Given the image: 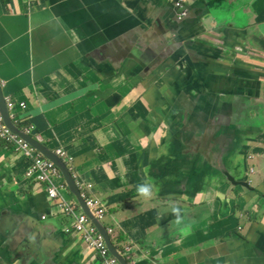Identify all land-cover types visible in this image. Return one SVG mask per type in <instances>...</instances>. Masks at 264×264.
<instances>
[{
	"label": "crops",
	"instance_id": "0c3cea01",
	"mask_svg": "<svg viewBox=\"0 0 264 264\" xmlns=\"http://www.w3.org/2000/svg\"><path fill=\"white\" fill-rule=\"evenodd\" d=\"M175 1L0 0V84L13 101L6 103L8 113L18 129L69 155L71 161L61 160L75 183L91 184L90 193L105 199L101 222L114 230L112 242L128 264H264V122H240L245 102L262 103L264 0L256 10L240 5L233 14H216L211 0H197L208 8L200 37L179 30ZM229 20L236 32L221 44L217 28ZM129 21L137 23L134 31L121 28ZM157 46L179 50L160 62L152 54ZM122 83L136 86L130 108L125 100L115 102ZM197 103L202 111L193 126L189 117ZM133 139L136 169L181 174L161 191L181 200L117 201L123 189L116 177L125 178L128 155L122 144ZM31 163L15 143L0 138L4 263L101 264L78 234L64 231L75 219L62 217L58 202L48 199L49 183L24 176ZM221 170L236 180L245 176L248 189L218 183ZM191 172L215 182L207 201H185ZM61 196L77 201L68 189ZM169 202L193 222L188 236L179 235L170 214L161 217Z\"/></svg>",
	"mask_w": 264,
	"mask_h": 264
},
{
	"label": "rangeland",
	"instance_id": "374dc122",
	"mask_svg": "<svg viewBox=\"0 0 264 264\" xmlns=\"http://www.w3.org/2000/svg\"><path fill=\"white\" fill-rule=\"evenodd\" d=\"M213 2V5L215 7V13L216 14H220L219 12L221 10H224L226 13H230L233 14V10L235 9H240L239 6L240 5H245L247 7H250L253 10H256L258 7V2L257 0H211ZM174 7L176 11H180V12H184L186 10L184 4H182L181 2L175 1L174 2ZM122 7L126 10H128L130 7H126L125 3H122ZM208 10V8L204 7V12L201 16V18L203 20H207L206 17V11ZM162 13L168 14V8H164L162 10ZM230 21V20H229ZM121 28L123 30H127L130 29L132 31H134L135 26H138L137 23H133L132 21L126 22L124 24H120ZM263 34V33H261ZM262 35L259 36V38H261ZM112 38V37H111ZM142 39V38H141ZM259 44L264 48V41L262 39H260V41H258ZM114 44L119 45L123 50H127L125 49L124 45L121 42H114ZM143 46H147V45H143ZM246 48L247 47H241L238 46L236 47L237 51H245L246 52ZM252 48V47H249ZM253 50H257L255 48H252ZM259 51V50H257ZM260 52V51H259ZM167 53V48L166 47H161V46H157V47H153L152 49V54L156 55L157 57H164V55L166 56ZM181 65H179L180 67ZM225 66V65H224ZM181 68H184V66H181ZM225 68V67H224ZM134 79L133 77H126L125 81H132ZM130 84H126V83H122L120 84V89L121 92L115 95V99H116V103L121 102V101H126L128 107L130 108L132 105V100H131V92L133 91V89H135L136 86H129ZM240 95V94H239ZM212 96L214 98V103L218 102L220 104V101H217L215 99V92L213 90L212 92ZM244 105H246V115L240 117V122H247L248 124L254 122V123H263L264 119H262L260 117V115L264 116V92L262 95V103L259 104H255V105H250L249 103H244ZM220 106L223 108V106L220 104ZM201 107L199 105V103L195 104V106L191 109V116L189 117V120L191 122V124L194 126L195 124H197L200 115H201ZM230 112V111H229ZM228 112V115L226 114V122L230 121L229 120V116L230 113ZM240 113L242 114V109L240 110ZM256 113V114H255ZM250 114H255L254 119L255 121H251L249 118ZM216 116L217 113H215L211 118H210V122L214 123L216 120ZM233 115H232V120L233 119ZM243 125H245L244 123H242ZM225 125V124H223ZM222 125V126H223ZM264 126V125H261ZM131 125L128 124L126 126V132L123 134V137H125V135L128 134V131L130 130ZM195 127H193L194 129ZM154 133V131H149V135H152ZM195 133V130H193L192 132L189 133V137ZM230 134H234L233 132L229 133ZM199 135H202L199 134ZM207 140V139H206ZM250 143H248L249 145ZM230 145V144H229ZM122 148L124 151L128 152L127 155V164H126V173H125V178L122 177H116L117 181L116 183L118 185H120L122 187V191L119 192V197L117 198V201H143L140 199L136 198V191H135V186L137 183H140L141 181L146 179L145 173L142 171H139L136 169V159H135V152L137 150V145H136V141L135 139H133L132 141H125L122 144ZM233 157H230L229 160H232ZM132 168H135L137 170V173H134L131 171ZM224 173H228L227 171H223L221 170L220 174H222L224 176ZM215 174V173H214ZM219 174V173H218ZM230 175L229 179L226 180V177H221L217 182L218 183H222L224 182V184H228L232 181H234L233 177L231 176L230 173H228ZM148 176H150L158 185H159V193L151 200V201H169V200H181V195L172 197L170 199H168L165 195L161 194V191H164V189H166L167 187H169L170 185H172L175 181L176 182H180L181 181V174L179 173H169V172H153V171H149L148 172ZM206 175L203 173H197V172H191L188 173L186 175V183L188 184V196L185 199V201H207L209 195V193L211 191H213L215 189V182L210 183L209 181L206 180ZM246 180L245 176H238L237 177V181L238 183H243ZM223 185V184H222ZM76 190V188L74 189ZM77 192V190H76ZM213 193V192H212ZM70 194L72 196L73 193L70 192ZM215 197L217 198V193L214 192ZM86 200H92V201H105V199L101 196V195H96L93 194L92 192L89 193L88 195L85 196ZM213 201V198L211 199ZM183 201V199H182ZM4 262V261H3Z\"/></svg>",
	"mask_w": 264,
	"mask_h": 264
},
{
	"label": "built area",
	"instance_id": "2783aa9c",
	"mask_svg": "<svg viewBox=\"0 0 264 264\" xmlns=\"http://www.w3.org/2000/svg\"><path fill=\"white\" fill-rule=\"evenodd\" d=\"M27 6L28 3H27ZM5 102L9 105L13 102L9 99H5ZM19 107L24 108V103H19ZM30 130V127H29ZM27 130V132L29 131ZM0 138H3L7 142H13L16 144L17 149L21 151L25 156L32 160L31 167L24 174L25 177H33L40 182H48L49 187L47 189V196L50 201L58 202L60 208L59 214L62 217H73L75 221L71 225H67L65 232H74L81 237V241L87 245L90 250L95 251L100 259L101 264H118L116 259L109 255L105 242L102 236L96 231L91 221L86 216L85 212L79 210L78 201H65L61 196L62 191H67V186L64 182L57 183L56 178L61 176L59 169L50 161L40 155H38L34 148L24 142L18 136L12 134L2 123L0 116ZM56 154L68 161L72 158L64 151L57 150ZM87 207L91 210L92 215L97 221H101L105 214L103 205H99L97 201H86ZM44 218V217H42ZM112 228H106V233L111 235ZM0 264H5L0 255Z\"/></svg>",
	"mask_w": 264,
	"mask_h": 264
},
{
	"label": "water",
	"instance_id": "95a60500",
	"mask_svg": "<svg viewBox=\"0 0 264 264\" xmlns=\"http://www.w3.org/2000/svg\"><path fill=\"white\" fill-rule=\"evenodd\" d=\"M145 1V0H142ZM182 4H184L186 10L184 12H175L177 20V25L179 27V30L181 32H186L187 34L190 35H196L200 37L201 34L204 33L205 31V24L204 20L201 18L204 12V7L207 8V5L202 2H198L197 0H185L182 1L180 0ZM126 7H129L126 5ZM128 12H132L131 7L127 10ZM232 23L229 21L228 25L226 26H219L217 30L220 32L221 37L220 38V43L222 44L225 40L230 39V33L231 32H236L232 28ZM184 42L182 41L179 47L183 46ZM175 49L174 47L167 50L166 56L164 57H159L160 62H164L168 58H170L173 54H175L178 50ZM177 68L179 67V64H176ZM0 116L2 118V123L3 125L14 135L18 136L21 138L24 142H26L28 145H30L32 148L37 150L38 152L42 153L47 159H49L60 171L61 176L64 179V182L67 186V189L69 192L73 193L75 196L76 200L80 203L82 206V209L86 216L89 218L91 221L92 225L95 227L96 231L102 236L103 240L106 243V246L109 250V254L116 258L118 264H128L127 260L123 257L121 250H119L117 247H115L114 243L112 242V237L109 236L106 233L105 226L96 221L93 220V217L89 214L88 210L85 208L83 204V200L80 197L79 190L76 186V183L74 181L73 175L68 168V166L61 160L60 157H58L53 151L49 150L46 146H44L42 143L36 141L33 137H31L29 134L25 133L24 131L18 129L14 122L12 121V118L10 117L8 110H7V105L5 102V98L3 96L2 90H1V85H0ZM235 130V128L233 129ZM229 173V172H228ZM228 173H224L223 177H226V180L229 179L230 175ZM232 176V175H231ZM233 177V176H232ZM234 181L230 182V185L232 186H239L243 189H248V185L244 181L243 183H238L236 182L237 180L233 177ZM76 188V190H74Z\"/></svg>",
	"mask_w": 264,
	"mask_h": 264
},
{
	"label": "clouds",
	"instance_id": "9594fccd",
	"mask_svg": "<svg viewBox=\"0 0 264 264\" xmlns=\"http://www.w3.org/2000/svg\"><path fill=\"white\" fill-rule=\"evenodd\" d=\"M162 154L167 155V152L162 150ZM148 172H149L148 168L144 169L146 179L141 181L140 183H137L135 186L136 198L143 200V201H151L159 193V190H160L159 185L150 176H148ZM76 186L79 190L80 197L83 200L82 202L85 208L88 210L89 214L93 217V220H96L94 216L92 215L91 210L87 207L86 201L88 200H86L85 198V196L90 193L91 184L83 183V182L79 184L78 182H76ZM97 202L100 206L103 205L105 209V213H106V208L104 204L101 201H97ZM165 214H170L173 217L171 224L176 228L180 236L186 237L191 233L193 222H189L186 219L185 210L179 204L175 202H169L167 206L165 207V209L161 212V217ZM101 221H98V222L102 223ZM105 230H106V227H105ZM112 231L114 230L112 229Z\"/></svg>",
	"mask_w": 264,
	"mask_h": 264
}]
</instances>
